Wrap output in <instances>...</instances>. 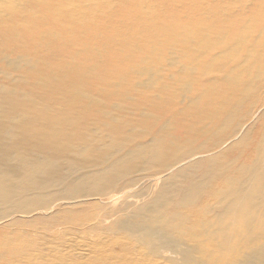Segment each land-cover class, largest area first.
<instances>
[{"label":"bare ground","instance_id":"obj_1","mask_svg":"<svg viewBox=\"0 0 264 264\" xmlns=\"http://www.w3.org/2000/svg\"><path fill=\"white\" fill-rule=\"evenodd\" d=\"M23 218L115 264H264V0H0V225Z\"/></svg>","mask_w":264,"mask_h":264},{"label":"rangeland","instance_id":"obj_2","mask_svg":"<svg viewBox=\"0 0 264 264\" xmlns=\"http://www.w3.org/2000/svg\"><path fill=\"white\" fill-rule=\"evenodd\" d=\"M53 225V222L43 221L41 218L17 219L9 224L0 225V264H115L117 262L110 258L112 246L101 244L98 250L97 247L95 248L96 241L88 242L83 238V234L79 233L80 231L62 230L60 234H52L49 228ZM113 250L123 255L122 258L131 256V254L126 255V252L119 247Z\"/></svg>","mask_w":264,"mask_h":264}]
</instances>
